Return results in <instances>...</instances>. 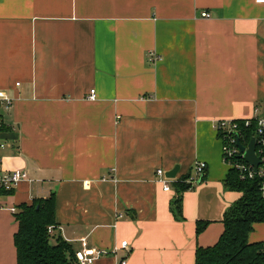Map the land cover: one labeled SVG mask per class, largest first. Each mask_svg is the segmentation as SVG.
<instances>
[{
  "label": "crops",
  "instance_id": "obj_1",
  "mask_svg": "<svg viewBox=\"0 0 264 264\" xmlns=\"http://www.w3.org/2000/svg\"><path fill=\"white\" fill-rule=\"evenodd\" d=\"M0 98V164L31 179L0 193V264H17L11 207L51 193L54 232L76 251L118 248L93 264H195L241 197L215 124L264 109V5L0 0ZM196 161L206 175L180 192ZM177 165L166 191L157 170Z\"/></svg>",
  "mask_w": 264,
  "mask_h": 264
},
{
  "label": "trees",
  "instance_id": "obj_2",
  "mask_svg": "<svg viewBox=\"0 0 264 264\" xmlns=\"http://www.w3.org/2000/svg\"><path fill=\"white\" fill-rule=\"evenodd\" d=\"M241 121L244 144L256 137V119L249 127ZM191 174L175 183L182 192L192 185L187 182ZM264 177L256 175L253 179H242L237 169L230 168L225 180L230 190L241 192V197L225 212L224 231L219 240L207 247L196 249L195 264H264V241H251L250 234L256 223H264V193L261 189ZM14 190V189H13ZM0 190V193L11 192ZM182 198L174 202V213L182 217ZM18 230L14 236L17 250V264H79L71 243L61 235L49 232L56 221V195L34 199L31 203H22L15 212ZM209 224L207 220H198L197 233H201Z\"/></svg>",
  "mask_w": 264,
  "mask_h": 264
},
{
  "label": "built area",
  "instance_id": "obj_3",
  "mask_svg": "<svg viewBox=\"0 0 264 264\" xmlns=\"http://www.w3.org/2000/svg\"><path fill=\"white\" fill-rule=\"evenodd\" d=\"M257 3L264 5V0H256ZM203 17H210V13L207 11L202 12ZM19 84V83H18ZM89 98L94 100L96 99V91L92 89L90 91ZM4 100V101H2ZM0 102H4V109L8 110L12 106V99L0 98ZM257 121L258 125L255 130L256 134V154L260 157L261 162L256 170L255 167L246 161L244 157V152L241 150L238 142L248 148L249 143L244 144L245 141L244 133L241 131V121L238 119L232 120H219L215 124V128L219 133L220 138L223 143V159L224 162L230 167L238 170L240 177L242 179H253L256 175L260 177H264V109L261 107L255 108V114L252 117L244 118V124L246 127H249L252 124V121ZM207 171V163L204 161H196L193 167V172L190 177L187 179L192 186L196 185L200 182ZM157 174L159 176L160 181L164 183V190L168 191L171 189V182L173 178H169L166 176V172L164 169L160 168L157 170ZM31 180L29 172L26 169H15L13 171L6 172L2 169L0 164V190L10 191L16 189L22 181ZM261 189L264 193V180L261 185ZM3 204L0 201V207ZM12 212H16V207H11ZM122 217V214L119 215ZM55 226L49 227V232L53 233L55 231ZM121 246L124 248H128V241L123 240ZM117 247H115L112 251L100 249L98 247H90L85 238L82 239V247L77 251L76 256L79 264H93L96 259L101 256L115 253L117 251ZM119 264H127V260L123 259Z\"/></svg>",
  "mask_w": 264,
  "mask_h": 264
},
{
  "label": "water",
  "instance_id": "obj_4",
  "mask_svg": "<svg viewBox=\"0 0 264 264\" xmlns=\"http://www.w3.org/2000/svg\"><path fill=\"white\" fill-rule=\"evenodd\" d=\"M238 145L240 146L241 150L244 152V157H245L246 161H248L250 164H252L255 167V169L257 170L258 166L261 162V159L256 154V139L253 138L250 141L248 148H246L240 142H238ZM179 169H180L179 165L175 166L172 170H170L166 173V176L169 178H175Z\"/></svg>",
  "mask_w": 264,
  "mask_h": 264
},
{
  "label": "rangeland",
  "instance_id": "obj_5",
  "mask_svg": "<svg viewBox=\"0 0 264 264\" xmlns=\"http://www.w3.org/2000/svg\"><path fill=\"white\" fill-rule=\"evenodd\" d=\"M263 229V230H261ZM57 235V233H54ZM255 235L256 238H261L264 241V223H259L258 225H256L252 236Z\"/></svg>",
  "mask_w": 264,
  "mask_h": 264
}]
</instances>
